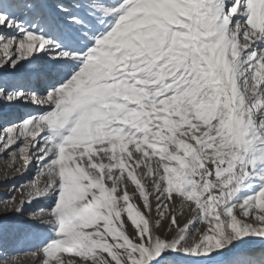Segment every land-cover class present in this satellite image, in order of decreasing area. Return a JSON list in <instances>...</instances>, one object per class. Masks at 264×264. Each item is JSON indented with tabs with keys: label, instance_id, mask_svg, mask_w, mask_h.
Returning <instances> with one entry per match:
<instances>
[{
	"label": "snow or ice",
	"instance_id": "obj_1",
	"mask_svg": "<svg viewBox=\"0 0 264 264\" xmlns=\"http://www.w3.org/2000/svg\"><path fill=\"white\" fill-rule=\"evenodd\" d=\"M0 133V264H264V0H0Z\"/></svg>",
	"mask_w": 264,
	"mask_h": 264
},
{
	"label": "rangeland",
	"instance_id": "obj_2",
	"mask_svg": "<svg viewBox=\"0 0 264 264\" xmlns=\"http://www.w3.org/2000/svg\"><path fill=\"white\" fill-rule=\"evenodd\" d=\"M35 110V106L32 105H22L20 108L21 112ZM15 147L16 146H13V149H15ZM13 149L0 152V214H3L6 202L13 196L16 198V203H18L22 197L27 199L26 193L30 190L29 182L33 179L36 172L34 166L25 169L23 161L19 158L14 161L10 155ZM16 168H19L20 171H15ZM30 247L29 244L22 243L16 249L17 254H24L22 256V264H35V258L27 254L30 251Z\"/></svg>",
	"mask_w": 264,
	"mask_h": 264
}]
</instances>
